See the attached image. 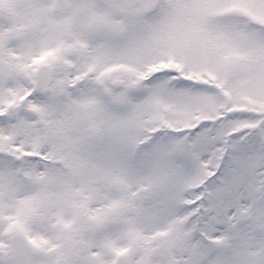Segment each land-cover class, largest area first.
Here are the masks:
<instances>
[{"label":"snow or ice","instance_id":"obj_1","mask_svg":"<svg viewBox=\"0 0 264 264\" xmlns=\"http://www.w3.org/2000/svg\"><path fill=\"white\" fill-rule=\"evenodd\" d=\"M0 264H264V0H0Z\"/></svg>","mask_w":264,"mask_h":264}]
</instances>
